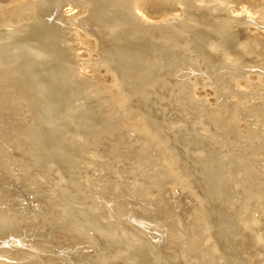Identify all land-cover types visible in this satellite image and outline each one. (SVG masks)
Masks as SVG:
<instances>
[{
    "label": "rangeland",
    "instance_id": "obj_1",
    "mask_svg": "<svg viewBox=\"0 0 264 264\" xmlns=\"http://www.w3.org/2000/svg\"><path fill=\"white\" fill-rule=\"evenodd\" d=\"M186 1L180 23L158 27L123 0H91L95 74L55 45L56 5L1 38L0 264H264V98L223 96L229 70L211 53L225 24ZM165 152L196 197L174 196Z\"/></svg>",
    "mask_w": 264,
    "mask_h": 264
},
{
    "label": "bare ground",
    "instance_id": "obj_2",
    "mask_svg": "<svg viewBox=\"0 0 264 264\" xmlns=\"http://www.w3.org/2000/svg\"><path fill=\"white\" fill-rule=\"evenodd\" d=\"M90 1L89 0H0V40H2L5 37L11 38L12 36H15V34H17L18 31H22V30L24 31L26 29L25 28L26 26L32 27L33 25L34 27H36V24H34L35 22L33 23V21H35V19L37 21L38 16L39 18H43V16H45L44 11L49 8L51 9V7H54V5H56L54 7L55 9L54 12L52 11L53 10L52 9L51 10L52 12L50 13L53 14L52 16L56 20H59V22L60 21L63 22V24L61 25L64 27L63 30H60L62 31L61 32L62 34L59 33L60 35L55 45L58 44L59 49L61 48V46H64L66 48H69L72 52H74L73 55L75 56L74 58L77 60L76 62L78 67V71L77 70L76 71L79 74L84 73L85 70H88V72L90 73L93 72L94 74L96 72L98 73V70L101 67L99 65L100 62L98 61L99 62L98 63L95 60L97 58L94 59L93 57L94 52H96L95 48L97 46H95V44H97V42L95 43L94 40L92 39V35H94L93 29H95L96 31V28L94 27V23L88 20L89 16H91L89 14L90 6H92L91 4L95 2L90 4L89 3ZM123 1H124V6L127 5L131 13L135 16V18L138 19V21H140V23L144 25L153 24V26H158V27L176 25L180 23V21H182L183 18H185L184 13H186L185 11L187 10L186 0H123ZM189 2L193 3L196 8H204L206 10H209L213 14L218 13L219 19L221 20V22L225 24L224 27L228 33V37H227L228 44L225 43L224 45H222L219 39L216 38V40H218L219 42L218 45H216V47H221V46L223 47L221 49L219 48L213 50L211 53V57L219 58L221 63L226 67V69L229 70V73L224 75L225 80L222 81L224 83L222 84L225 85L226 90L225 91L218 90V91L220 92L222 91L223 96H227L229 101H233L237 99L238 96L240 95L242 96L240 100L243 101H245L246 99L251 100L254 97L255 99H257L258 98L257 95H262L261 99L263 101L264 37L260 38L257 37L258 35L256 34H255L256 36L254 34H250L251 33L249 32L250 30L248 29L249 32L248 33L246 28L247 25L251 24L254 25L255 27L264 30V0L263 1L191 0ZM152 4H159L161 7L159 8V11H156L154 13H150L149 11L150 13L149 16L147 9L150 7L149 5ZM78 7L80 10L78 11L77 9L76 10L78 11L77 13L75 14L70 13L72 9ZM101 7L103 6L101 5ZM115 12L117 13V10H115ZM150 17L155 18V20L150 21L149 19H147ZM52 20L54 21V19ZM117 20L114 22H117ZM105 21L107 20L105 19ZM59 29L56 30L59 31ZM211 35L214 34L211 33ZM80 51H83V53H81ZM84 55L85 57H83ZM102 77L97 81L98 82L100 81L99 83L105 95L104 96L105 101L109 103L110 106L118 109L119 111H122L123 114L125 109L124 107H122V104L124 103L122 94H120L118 90L114 88L113 84L110 81L107 82L105 80H102ZM206 82L203 81L201 83L202 84L201 86H203V88L204 86H207L205 84ZM189 86L191 88V91L189 93H192L194 97L197 94V93L195 94V90H197L195 87V82L191 83V85L189 84ZM220 89H222V87ZM178 97L182 99L183 97H185V93H183L182 95H180L179 93L176 98ZM197 97L199 98V96ZM204 97L202 98L204 103L206 102L205 104L207 106L208 105L211 106L210 102H208L207 99H204ZM236 107L239 106L237 105ZM241 107L243 108L244 106ZM236 109L233 108V112H235ZM129 119L131 120V118ZM127 122L128 124L126 123L127 124L126 126L130 128L129 130L133 131L132 134L137 133L141 137L142 136L144 137V141L146 140L147 142H154L158 144L155 135L153 134V132H151L150 129L147 128V126L144 123L138 120L135 122L128 120ZM163 154L164 155L161 157L163 160L162 162L164 164L166 172L170 176L169 185L171 186L170 188L171 191L174 192V196L177 193L179 197H188V196L196 197V195L193 193L190 182H188L182 175L179 174V171L176 168L173 158L170 157L167 152Z\"/></svg>",
    "mask_w": 264,
    "mask_h": 264
}]
</instances>
